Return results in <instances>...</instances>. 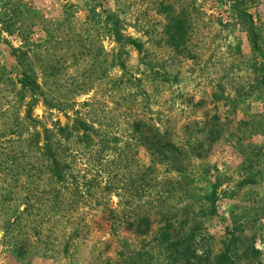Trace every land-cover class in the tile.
<instances>
[{"label": "rangeland", "instance_id": "obj_1", "mask_svg": "<svg viewBox=\"0 0 264 264\" xmlns=\"http://www.w3.org/2000/svg\"><path fill=\"white\" fill-rule=\"evenodd\" d=\"M160 1L189 15L184 47L162 39ZM107 11L141 52L114 41ZM14 47L44 92L35 125ZM18 124L23 138L66 125L72 166L58 197L42 173L6 235L0 220V264H172L164 229L194 264L229 239L236 264H264V0H0V130ZM156 132L167 157L146 146Z\"/></svg>", "mask_w": 264, "mask_h": 264}, {"label": "trees", "instance_id": "obj_2", "mask_svg": "<svg viewBox=\"0 0 264 264\" xmlns=\"http://www.w3.org/2000/svg\"><path fill=\"white\" fill-rule=\"evenodd\" d=\"M244 4L234 3L232 6L243 18V24L248 31L250 41L256 46L257 35L251 21L252 14L243 8ZM158 11L163 14L161 33L164 42L175 49L184 47L189 38L191 26L189 15L183 10L176 11L171 3L163 1L158 3ZM105 21L110 23L111 27H109V23H106L105 28H109V33L116 43L131 44L139 52L142 51V42L122 31L125 23L118 13L107 11ZM13 53L16 55L20 66L16 74L17 83L20 84L21 91L29 92L25 118L33 121L31 124L35 125V119L31 116L33 102L38 97H42L44 92L41 85L33 78L32 72L24 65L26 51L22 50L21 47H14ZM43 101L49 102L44 97ZM73 128L82 131L81 135H78L80 137L87 136L89 129L94 130L85 120L79 119L75 120ZM139 128L140 124L135 122L134 129L139 130ZM21 130L22 125L19 124L11 129L0 130V220L6 224L5 235L8 233V228L10 229L18 220L19 215L33 206L35 196L32 194V190L38 187V177L42 173H47L48 181L54 188L52 191H56L53 195L58 197V191L67 185V168L72 166L68 152L69 132L66 125H57L54 128L44 127L42 136L38 131H35L28 138L22 137ZM158 135L159 133L156 132L147 137L146 146L151 154L167 157L168 154L164 150L169 149L174 152L177 146L169 141H162ZM176 168L179 169L180 165H177ZM18 200L24 204L22 211L17 205L13 207ZM141 220L148 221V218L142 217ZM166 226L168 228L169 223ZM160 237V244L167 249V256L172 264H194L190 258L189 247L183 248V245H180L183 241L173 239L168 230L165 229ZM20 244L16 245V248L22 251L23 243ZM234 244V239H229L224 250L216 256L217 264H236L234 252L231 253ZM252 252L258 253L255 249Z\"/></svg>", "mask_w": 264, "mask_h": 264}]
</instances>
